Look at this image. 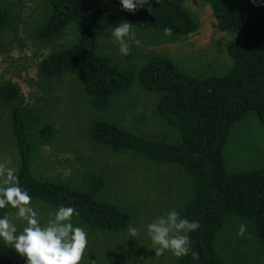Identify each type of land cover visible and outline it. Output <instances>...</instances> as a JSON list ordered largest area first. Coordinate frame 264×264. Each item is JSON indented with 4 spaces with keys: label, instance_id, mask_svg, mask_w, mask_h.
Segmentation results:
<instances>
[{
    "label": "trees",
    "instance_id": "obj_1",
    "mask_svg": "<svg viewBox=\"0 0 264 264\" xmlns=\"http://www.w3.org/2000/svg\"><path fill=\"white\" fill-rule=\"evenodd\" d=\"M207 1L219 26L243 37L228 43L233 65L223 74L195 77L158 54L150 56L137 71H130L99 53L100 22L127 21L133 29L161 32L168 27L172 35L192 33L197 29V20L180 0H150L134 13L122 10L119 0H53L47 18L36 31L37 39L49 40L71 21L77 22L76 41L44 56L39 73L49 78L72 74L90 96L94 109H107L113 96L135 83L147 93L157 94L156 114L178 130L177 141L146 138L107 120L93 122L87 136L91 142L113 150L132 151L146 159L179 165L193 180L194 194L178 213L189 221H198L200 227L188 233L189 254L177 258L176 264H225L217 239L229 215L248 221L254 240L264 247V166L231 171L223 155L234 124L249 114H255L264 131V0ZM9 20L8 9L0 4V29ZM19 97L18 84H0V104L13 103ZM11 125L18 152L16 174L32 199L56 210L74 207L79 215L73 220L100 230L120 231L131 223L128 211L95 198L105 183L101 175H90L86 187L76 188L35 174L22 108L13 106ZM53 133L51 125L39 129L42 139H49ZM9 208L0 209V217ZM192 251L199 254L198 260L192 257ZM0 264H25V259L0 240Z\"/></svg>",
    "mask_w": 264,
    "mask_h": 264
},
{
    "label": "rangeland",
    "instance_id": "obj_2",
    "mask_svg": "<svg viewBox=\"0 0 264 264\" xmlns=\"http://www.w3.org/2000/svg\"><path fill=\"white\" fill-rule=\"evenodd\" d=\"M197 20L188 35L165 36L153 29H133L137 45L126 38L130 54L119 51L111 35L119 24L100 22L98 51L122 69L137 71L152 55H163L179 69L195 77L223 74L233 65L227 45L242 40L240 33L223 30L207 0H180ZM53 0H0L8 9L9 23L0 29V84L19 85L20 97L0 104V164L18 171V152L11 125L13 106L23 109L25 129L31 146V165L35 174L84 188L90 175H101L104 186L94 194L101 201L114 203L131 215V223L120 231L92 228L80 220L74 226L87 233L88 247L81 264H176L170 251L155 255L147 225L168 210L180 211L194 194L193 180L181 166L146 159L127 150H113L88 138L89 126L107 120L143 137L175 142L179 132L163 122L155 111L156 93H147L137 83L112 97L107 109L92 107L79 81L70 73L49 78L39 73V63L49 52L72 45L77 39V22L49 40L36 38V31L47 18ZM51 125L49 139L39 129ZM225 165L231 171L264 166V131L255 114L234 124L223 147ZM17 173V172H16ZM41 223L52 218L56 209L32 199ZM15 212L9 208L8 212ZM18 229L24 226L16 221ZM246 225L243 237L237 232ZM138 229L136 238L128 237V227ZM217 247L225 264H264V247L257 243L248 221L229 215L218 233Z\"/></svg>",
    "mask_w": 264,
    "mask_h": 264
},
{
    "label": "clouds",
    "instance_id": "obj_3",
    "mask_svg": "<svg viewBox=\"0 0 264 264\" xmlns=\"http://www.w3.org/2000/svg\"><path fill=\"white\" fill-rule=\"evenodd\" d=\"M121 9L135 12L150 0H119ZM255 2V0H253ZM150 7V6H149ZM165 36L172 35L171 28H164ZM111 35L119 43V51L127 56L130 46L126 38H130L139 45L135 39L132 24L123 21L112 27ZM17 170L0 164V209L10 206L15 212H8L0 217V240L6 246H11L21 257L25 264H81L88 247L86 231L79 226H74L72 220L79 212L71 206H61L46 223L41 219L36 210L31 206V196L27 190L20 186ZM16 221H22L24 226L18 229ZM200 227L198 221H189L183 218L176 210H168L163 215L156 217L147 225V234L151 240V248L155 255H163L170 251L177 258L184 257L190 251L189 232ZM128 237L136 238L138 229L129 226ZM246 225L241 224L237 232L243 237ZM194 259H199V254L191 252Z\"/></svg>",
    "mask_w": 264,
    "mask_h": 264
},
{
    "label": "crops",
    "instance_id": "obj_4",
    "mask_svg": "<svg viewBox=\"0 0 264 264\" xmlns=\"http://www.w3.org/2000/svg\"><path fill=\"white\" fill-rule=\"evenodd\" d=\"M147 60H148V59H147ZM147 60H146V61H147Z\"/></svg>",
    "mask_w": 264,
    "mask_h": 264
}]
</instances>
